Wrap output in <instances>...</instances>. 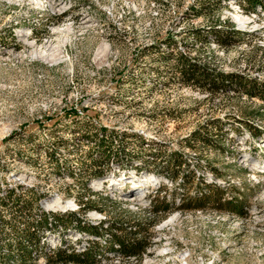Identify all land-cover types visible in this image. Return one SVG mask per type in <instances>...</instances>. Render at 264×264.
I'll use <instances>...</instances> for the list:
<instances>
[{
    "label": "rangeland",
    "instance_id": "rangeland-1",
    "mask_svg": "<svg viewBox=\"0 0 264 264\" xmlns=\"http://www.w3.org/2000/svg\"><path fill=\"white\" fill-rule=\"evenodd\" d=\"M248 9L244 0H0V264H20L21 249L23 264H56L58 250L86 252L87 264H144L166 238L188 264H264V102L245 92L264 84V9ZM54 39L65 41L55 60L30 57ZM178 53L231 79L216 92L184 85L169 56ZM101 136L114 139V161L98 178L87 167ZM79 197L96 205L83 225L99 236L59 225L42 231L40 248L22 239L37 207L78 212ZM161 202L167 211L154 213ZM114 235L144 243L137 260Z\"/></svg>",
    "mask_w": 264,
    "mask_h": 264
},
{
    "label": "trees",
    "instance_id": "trees-1",
    "mask_svg": "<svg viewBox=\"0 0 264 264\" xmlns=\"http://www.w3.org/2000/svg\"><path fill=\"white\" fill-rule=\"evenodd\" d=\"M216 3H220V0H214ZM249 9L247 12H251L254 9V6L259 4L261 7L264 6L259 0H244ZM242 6V5H239ZM244 8V7H243ZM246 12V9H245ZM232 27V25H230ZM231 34L235 37L239 35L237 31H232ZM225 39L218 38L215 40V42L219 45H225ZM172 59H174L175 64H174V69L176 73L179 74V80L182 82L184 85H190V86H198L203 88L204 90H208L209 92H216L221 88V85L225 82H229V79L231 77H224V76H218L216 79H212L213 72H210L208 69L204 67H200L194 62H192L190 59H188L186 56L182 55L181 53H178L177 55H169ZM217 80L219 82V85H215V81ZM251 88L246 90V94L249 95L250 97H258L264 102V84L263 85H258L256 83H250ZM112 139H109L108 137L101 136L96 144L97 147V152L99 154L98 159H91V164L89 167H87V172L89 173L90 176L93 177H103L104 176V167L108 166V163L113 159H110L109 154V147L112 145L113 141ZM175 166V165H174ZM179 164L175 166L176 170L178 169ZM172 175L167 176L169 180L171 181H176L177 175L176 171L171 172ZM85 194L89 197L91 194V191L87 188H85ZM4 198L8 201H11L12 204L18 205V199L20 198L15 196L14 190L7 189L4 192ZM18 198V199H17ZM79 197L76 198V204L78 207V212H73V213H64V214H46L41 211L40 207H37L39 214V218L36 220L35 223H32L33 226L31 225H26L25 231L22 233V239L25 240L27 243H32L34 244L35 247L40 248L42 241V231L43 230H54L56 229L59 225L61 226L62 229H68L69 227H75L78 231L90 233L92 236H99L100 232H97L95 228L90 227L88 225H83L84 220H83V215L91 211L93 209H97L96 205L93 203V201L89 200L88 198ZM209 199L206 197H202L199 201L203 205L209 203ZM225 202V201H224ZM216 203H219L217 201ZM161 207H156L154 206V213H160L166 212L168 209V205L165 204V202H161ZM230 205V203H227ZM187 210H199L200 206H191L189 204L186 205L185 207ZM51 216V220L49 221V218ZM65 219L66 222H62V220ZM64 221V220H63ZM31 226V227H30ZM94 230V231H92ZM138 233H130L129 236H136ZM114 240V243L117 244L118 248L122 251L123 255L129 258H134L138 259L139 253L142 252L144 249L145 245L144 243H141V241H135L134 238H128L127 235L124 236H113L112 237ZM21 260L20 264H23L24 260L28 256V252H24L21 249ZM89 256L88 253L84 252L82 254H75L71 253L69 255H65L64 250H58L55 255V260L53 261L56 264H66V263H75V264H87L89 262Z\"/></svg>",
    "mask_w": 264,
    "mask_h": 264
},
{
    "label": "bare ground",
    "instance_id": "bare-ground-1",
    "mask_svg": "<svg viewBox=\"0 0 264 264\" xmlns=\"http://www.w3.org/2000/svg\"><path fill=\"white\" fill-rule=\"evenodd\" d=\"M52 9V8H51ZM236 22L239 24V26L241 28H247L248 25H250L248 23L247 20L241 18V17H236ZM67 27L64 28H59V29H54V31L52 32V35H63L64 33L67 32ZM55 38V36H54ZM50 39V38H49ZM57 39V37H56ZM54 39L53 42H46V44H44L42 47H38L36 48L35 51L30 52V57L31 58H35L38 61H41L43 63L46 62H51L53 60H55V58H57L58 54H57V49L58 47H63L65 45V41H61V39L56 40ZM29 48L33 49V46L29 43H25ZM35 48V47H34ZM50 205H48L47 208H53L55 206H57V201L52 200L50 201ZM176 222V217L175 215H171L169 216L167 219H165L162 224L159 227V230H166L167 228L169 229V227H173L174 223ZM170 238H166V240L163 242V240H155L153 242V244L151 243L152 246V251H156L157 255L155 257L152 256L151 252H149L146 256V259L144 260V264H155L154 260L156 259H160L163 258L165 259L164 262H162V264H188L187 262V258L182 257L180 259H175L173 258V252L171 250V243H170ZM162 243V244H160ZM154 253V252H153ZM151 256L153 258H151Z\"/></svg>",
    "mask_w": 264,
    "mask_h": 264
}]
</instances>
